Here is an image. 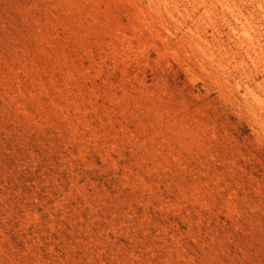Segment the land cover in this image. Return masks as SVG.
Returning a JSON list of instances; mask_svg holds the SVG:
<instances>
[{
  "label": "rangeland",
  "instance_id": "1",
  "mask_svg": "<svg viewBox=\"0 0 264 264\" xmlns=\"http://www.w3.org/2000/svg\"><path fill=\"white\" fill-rule=\"evenodd\" d=\"M0 264H264V0H0Z\"/></svg>",
  "mask_w": 264,
  "mask_h": 264
},
{
  "label": "bare ground",
  "instance_id": "2",
  "mask_svg": "<svg viewBox=\"0 0 264 264\" xmlns=\"http://www.w3.org/2000/svg\"><path fill=\"white\" fill-rule=\"evenodd\" d=\"M229 9V8H228ZM207 10V9H206ZM233 13V12H232ZM234 15V14H233ZM239 16V15H238ZM244 26V25H243ZM243 32H245L244 30H242ZM238 34V33H237ZM245 35V34H244ZM251 37V36H250ZM254 56V55H253ZM253 62V61H252Z\"/></svg>",
  "mask_w": 264,
  "mask_h": 264
}]
</instances>
